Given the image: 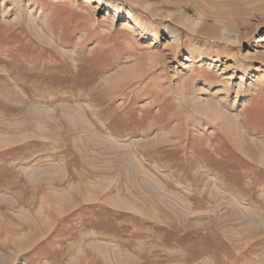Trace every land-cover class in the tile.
I'll return each mask as SVG.
<instances>
[{"label": "rangeland", "instance_id": "1", "mask_svg": "<svg viewBox=\"0 0 264 264\" xmlns=\"http://www.w3.org/2000/svg\"><path fill=\"white\" fill-rule=\"evenodd\" d=\"M105 1L0 0V264H264V0Z\"/></svg>", "mask_w": 264, "mask_h": 264}, {"label": "bare ground", "instance_id": "2", "mask_svg": "<svg viewBox=\"0 0 264 264\" xmlns=\"http://www.w3.org/2000/svg\"><path fill=\"white\" fill-rule=\"evenodd\" d=\"M88 2H104L105 0H87ZM106 2V1H105ZM126 13L128 14V15H132L133 13H132V11H130V10H126ZM224 31H226V29L224 28L223 29V32ZM179 39H180V34L177 32H173V34H171V36H169V38H168V40H171V42L172 43H177V41H179ZM211 112V111H210Z\"/></svg>", "mask_w": 264, "mask_h": 264}]
</instances>
